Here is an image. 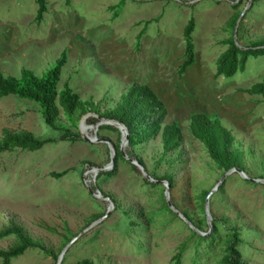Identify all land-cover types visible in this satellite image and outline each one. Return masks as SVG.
Returning a JSON list of instances; mask_svg holds the SVG:
<instances>
[{"label": "rangeland", "instance_id": "rangeland-1", "mask_svg": "<svg viewBox=\"0 0 264 264\" xmlns=\"http://www.w3.org/2000/svg\"><path fill=\"white\" fill-rule=\"evenodd\" d=\"M47 8L38 22L34 0H0V73L20 78L30 70L41 77L65 54L57 91L68 86L93 103L89 117L98 124L132 90L150 87L164 107L162 127L177 125L180 137L169 150L158 134L125 152L153 179H170L169 202L203 241L169 208L166 187L147 184L125 159L110 170L113 176L91 173L111 163L108 145L95 136L121 146L120 132L100 131L80 113L76 129L60 109L58 127L93 128L86 135L94 143L82 136L63 142L37 105L10 96L0 100V141L7 133L56 140L37 152L0 154V232L18 228L53 254L29 250L11 264H57L77 235L105 217L111 204L87 185L111 199L113 210L68 250L63 264H226L235 234L238 263L264 264V185L233 173L207 209L225 171L190 128L195 114L219 120L233 138L236 168L264 180V99L245 92L264 82V56L250 57L233 77L218 74L232 40L242 49L264 45V0H47ZM190 22L195 63L180 74ZM65 171L61 179L52 176ZM17 242L0 240V251Z\"/></svg>", "mask_w": 264, "mask_h": 264}, {"label": "trees", "instance_id": "trees-1", "mask_svg": "<svg viewBox=\"0 0 264 264\" xmlns=\"http://www.w3.org/2000/svg\"><path fill=\"white\" fill-rule=\"evenodd\" d=\"M34 1L38 6L37 21L40 22L48 11L47 0ZM252 1L256 4L263 0ZM123 7L124 2H121L117 6L119 10L118 12H121ZM193 30L194 22H190L185 30L186 60L181 67L180 74H184L186 70L195 63V49L191 40ZM262 56H264V45L257 44L252 48L242 49L234 40H232L229 49L222 57L218 74L224 75L228 78L233 77L238 71V68H243L250 57L258 58ZM65 64L66 56L64 54L55 67L41 77L36 76L30 70H24L20 78L5 77L2 73H0V100L14 96L20 100L34 103L41 109V114L46 125L52 129L62 132L59 139L60 141L76 143L81 140L80 132L77 131L74 133L70 128L66 126L58 127L56 124L60 109L72 123V126L78 129L75 124L76 114L80 113L82 116L89 117V108L93 107V103L82 102L79 96L68 86H66L63 91L58 93L57 85ZM245 92L252 96H261L264 99V82L255 84ZM91 112L98 114L96 109H92ZM164 115L163 104L159 101L156 94L150 87L142 86L132 90L123 98V102L115 110L105 114L103 119L107 118L108 120L117 121L127 128L129 132L128 146L130 149H133V147L137 144L146 143L158 134H161V138L165 142L167 150H169L171 145L179 139L181 130L175 124L162 127ZM88 122L94 126L98 124L97 120L93 117H89ZM190 128L192 135L204 144L210 158L221 170L227 173L236 168V157L232 152L233 138L224 129L219 120H211L204 114H195L190 119ZM102 130L119 132L118 129L107 125L101 126L100 131ZM55 142L56 140L54 139L39 140L30 135L15 136L7 133L0 141V154L13 152L17 149L22 151L37 152L42 150L45 146ZM114 148L116 153L115 165L117 166V161L124 159V157L121 152L120 145H115ZM126 154L128 157H131L132 152H127ZM137 161L144 166L141 160L137 159ZM67 174L68 171H65L60 174H53L52 176L56 179H61ZM114 174V171L102 172L97 179H100L102 176L110 177ZM163 180L168 183L170 182L169 178H164ZM147 184L155 186V184L150 183L149 181ZM192 233L197 240L203 241V237L196 231L192 230ZM11 236H15L18 239V242L8 251H0V260L3 264H11L13 260L25 255L29 250H40L48 256H53V254L47 251L44 247L33 243L26 238L22 231L18 228L14 227L0 232V240ZM238 242L239 238L237 234H235L234 241L229 248L230 255L226 259V264H239L236 259V246Z\"/></svg>", "mask_w": 264, "mask_h": 264}, {"label": "water", "instance_id": "water-1", "mask_svg": "<svg viewBox=\"0 0 264 264\" xmlns=\"http://www.w3.org/2000/svg\"><path fill=\"white\" fill-rule=\"evenodd\" d=\"M252 1V0H251ZM99 120L101 121L98 125H96V128H99L100 126H112L116 129L119 130L120 134H121V152L123 154V157L126 161H128L129 163H131L133 166H135L136 168H138L144 175V177L153 184H158V185H163L166 187V198H167V202H168V206L176 213H178L172 206V204L169 202L168 198H169V194H170V189L171 186L167 181H161V180H155L153 179L147 172V170L145 169V167L137 160L129 158L128 155L125 152V147L128 145L129 142V132L127 130V128L114 120H108V119H103V118H99ZM89 129H93V128H89V127H85L84 125L80 127V134L82 136V138L89 142V143H94V140H91L87 135H86V131H88ZM96 141L98 143H102V144H106L108 145L109 149H110V153H111V163L106 166V167H101V168H95L91 173L94 175H98L100 172H106V171H110L116 162V153H115V148L113 146V144L107 140V139H97V137L95 136ZM233 173H238L243 179H245L248 182H251L253 184H260V185H264V180H256V179H251L249 178L245 172H243L240 169H232L231 171L225 173L224 177L221 179L219 185L213 190L211 191V193L208 195L207 197V201H206V206L207 209L209 208V203H210V199L211 197L220 189V187L222 186V184L224 183V181L226 180V178L233 174ZM87 189L89 191V193H92L96 198L101 199L103 201H107L111 204V207L109 209V211L107 212V214L105 215V217H103L102 219L92 223L89 227H87L86 229H84L79 235H77V237H75L68 245L67 247L64 249V251L61 253V255L58 258V262L57 264H62L64 257L66 255V253L68 252V250L74 245L76 244L82 237H84L87 233H89L92 229H94L98 224H100L101 222H103L112 212L113 210V201L109 198L104 197L101 192L97 191V193H94L92 188L87 185ZM180 215V217H182L189 225L190 227L197 232V230L192 226V224L183 217V215H181L180 213H178ZM198 233V232H197Z\"/></svg>", "mask_w": 264, "mask_h": 264}]
</instances>
